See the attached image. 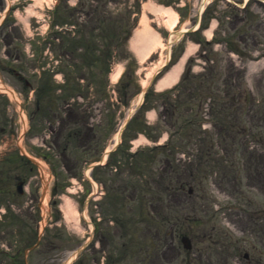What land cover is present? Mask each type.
Masks as SVG:
<instances>
[{
  "label": "rangeland",
  "instance_id": "rangeland-1",
  "mask_svg": "<svg viewBox=\"0 0 264 264\" xmlns=\"http://www.w3.org/2000/svg\"><path fill=\"white\" fill-rule=\"evenodd\" d=\"M21 1L23 17L17 11L10 13L0 26V83L16 93L14 97L6 94L8 99L0 96V159L23 147L31 155L36 153L47 164L43 165L44 178L40 176L39 167L35 173L37 178L32 180L28 192L15 199L12 212H0L3 216L0 219V249L14 251L15 246L25 249L41 237L40 246L29 253L27 264H66L71 254L92 232L88 222L90 219L95 223L94 238L74 264H103L118 252L121 258L117 264H247L242 259L244 250L238 253L232 244L233 220L246 222L242 217L233 216L230 209V196L233 188H237L238 181L231 180L230 153L222 151L229 150L231 146L230 142H224L223 136L229 140V132L235 129L221 126V123H208L203 128L196 124V120L188 126L182 123V117L215 119L216 113L211 115L210 112L220 107L217 96L220 93L222 97H227V91L231 90L237 96L242 93L241 104L247 103L249 106L252 101L251 114L246 111L249 107H244L245 112L241 116L247 128L264 132V60L259 55L264 51V5L252 0L248 3L247 12L233 8L228 0H216L210 6L209 13H213L219 21L214 30L216 37H229L234 20L242 32L240 37L250 41L241 42L238 35L236 42L232 43L239 45L240 51L245 50L243 52L248 58L244 55V60L243 57H231L230 49L224 46V42L205 45L207 51L204 54L201 49L193 56V70L188 77L193 74L208 77L218 72L215 75L217 80L213 83L214 99L202 100L203 104H200L201 97L191 98L190 93L196 90L188 81L182 94L184 104L177 108V113L167 112L161 106L165 104L169 107V100H151L152 104L158 103L160 107L157 108L159 117L155 132L150 133L157 135L160 130H165V133L172 135L171 144H183L185 153L169 146L138 156L139 160L127 159L119 153L121 162L118 170L109 166L95 169L94 176L98 179L99 187L94 190L90 185V193H96L85 204L83 191L89 187V183L82 179L85 168L92 159L101 156L107 145L113 143V131L125 120V114L134 102L133 98L127 108L115 102L118 90L108 79L109 48L106 43L113 40L114 28L132 23L133 15L130 19L126 15L130 11L128 7L134 8L137 1L112 0L109 7L102 8V2L106 0H69L70 5L78 2L75 18L86 25L80 33L92 27L95 32L89 31V37H78L79 31L62 37L53 35L50 37L52 42L47 46L46 37L40 36L43 29L41 23L36 17L30 18L23 13L26 2ZM144 1L168 4L173 0ZM185 1L189 6L182 8V13L192 17L194 22L203 0H181L180 3ZM4 5L5 1L0 0V8ZM64 5L66 7L67 3L62 0L60 9ZM173 5L178 7L179 3ZM104 9L111 11V19L103 20L108 16L103 13ZM119 9L123 11L125 21L115 16V11ZM97 27H101L100 32L96 30ZM197 36L192 33L186 40ZM251 44L256 47L251 48ZM132 45L133 42L123 41L117 60L121 56L127 58ZM99 54L101 57H98ZM203 55L211 57L214 62H206ZM255 55H259L257 59H260L251 63ZM148 62L140 64L138 71L143 83L142 79L151 75L148 71L153 62ZM57 64L62 66L63 73L58 70L52 72ZM199 78L203 80V76ZM66 80L62 91H57L59 102L56 99L55 106H51L57 109L55 115L43 103L47 97L53 96L51 87L62 85ZM25 82L31 87H24ZM79 83L81 87H78ZM132 87L133 92L135 85ZM76 91H81L82 96L73 97ZM55 95L57 97L58 94ZM38 98L45 113L33 114ZM229 119L234 121L232 117ZM242 119L237 120L240 122ZM176 121L178 124L175 126ZM136 123L140 128L141 123ZM181 125L182 131L178 132ZM27 128L30 130L26 131ZM134 128L129 131L128 138L135 135ZM212 135L215 137L212 160L202 163L200 154L207 151L208 137ZM165 139L164 136L161 140ZM123 144L130 148L127 140ZM137 144H133L132 151L138 149ZM140 144L139 149H148L153 145L145 139H141ZM53 148L57 151L56 155ZM38 149L53 156L46 159L38 154ZM137 161L144 165L145 174L136 170ZM3 167L7 169L6 164H0V168ZM29 169V165L23 164L14 173L23 175ZM0 172L3 170L0 169ZM253 173L250 169V184L257 182L258 177L252 178ZM44 181L50 187L42 212L35 202V199H40L41 192H37L33 184L38 182L40 186L37 187L41 191ZM9 183L6 181V184ZM61 184L67 185L65 189H61ZM55 185H58L57 194L53 192ZM190 187L194 189L192 194L188 191ZM66 196L77 207V216H67ZM1 199L0 196V206L5 204ZM146 206L154 210L153 216L170 218L166 222L153 221L143 212ZM141 211L143 215L139 213ZM13 217L17 218L15 222L18 226H14L17 232L12 233ZM253 224L250 220V225ZM183 234L192 239L190 251L181 244ZM0 264H22V260L15 263L0 253Z\"/></svg>",
  "mask_w": 264,
  "mask_h": 264
},
{
  "label": "bare ground",
  "instance_id": "bare-ground-1",
  "mask_svg": "<svg viewBox=\"0 0 264 264\" xmlns=\"http://www.w3.org/2000/svg\"><path fill=\"white\" fill-rule=\"evenodd\" d=\"M146 7L156 11V13L161 11L162 14H165L166 16H165V18H163L164 26L167 27L169 30L173 31V27L177 23V20H178V13L176 12V10H174L171 7H167V8H165L164 6L157 7L153 3L152 4L146 3L145 8ZM203 8H204V6H203ZM36 11H38V10L36 9V7L34 5L28 6L27 7V16H31L32 14L36 13ZM21 13L22 12L19 11V14L22 15V17H23V14H21ZM213 27H214V23L209 29L206 30L207 35H209V36L212 35ZM186 29H187V27L184 26L183 30H186ZM159 37H160V35L153 30V28L150 25V23L148 22L146 16H144V19L141 21L140 28H138V30L136 31V37H134V39L136 41L135 48L138 49L141 57L143 56V58H145L149 55L150 51L153 50V49L149 50L150 46L153 43L155 44L159 40ZM139 43H140V45H138ZM194 49H196V46L194 44H191L189 52L193 51ZM185 58L186 57H183L182 60L180 61V63L175 65L166 75H164V77L160 80V82L158 84L159 89H163L167 86H170L178 80ZM165 63H166V60H164L161 63L160 67H162ZM121 69L122 68L119 65V67L115 70V72L112 75V77L114 79H118V77L121 73ZM0 87L5 89V87H3V85L1 83H0ZM10 93L12 94V92H10ZM116 138L119 139V132L116 134ZM66 197H67L66 198L67 216L68 217H70L71 215L77 216V213H78L77 207L75 206L73 201H71L70 197H68V196H66ZM72 259H73V256L71 255V257L67 261V264H69L72 261Z\"/></svg>",
  "mask_w": 264,
  "mask_h": 264
}]
</instances>
